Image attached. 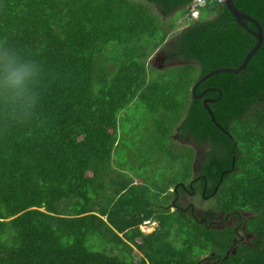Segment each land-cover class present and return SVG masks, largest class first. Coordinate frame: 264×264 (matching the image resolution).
Wrapping results in <instances>:
<instances>
[{
    "label": "trees",
    "instance_id": "obj_1",
    "mask_svg": "<svg viewBox=\"0 0 264 264\" xmlns=\"http://www.w3.org/2000/svg\"><path fill=\"white\" fill-rule=\"evenodd\" d=\"M191 1L0 0V43L42 68L30 116L0 108V264H264V0H233L263 29L246 67L212 74L195 89H220L203 95L220 96L207 102L215 121L192 85L215 68L238 67L256 40L236 22L219 26L231 15L225 3H208V17L188 20ZM179 10L185 26L170 50L193 63L170 66L160 81L147 61L175 27L165 16ZM216 30L227 43L215 44ZM193 67L199 73L190 78ZM135 97L180 113V135L205 147L210 209L250 211L249 242L233 241L232 225L158 208L161 192L132 180L108 187L117 114ZM144 220L157 221L153 231L141 230ZM96 241L107 253L92 249Z\"/></svg>",
    "mask_w": 264,
    "mask_h": 264
},
{
    "label": "rangeland",
    "instance_id": "obj_2",
    "mask_svg": "<svg viewBox=\"0 0 264 264\" xmlns=\"http://www.w3.org/2000/svg\"><path fill=\"white\" fill-rule=\"evenodd\" d=\"M160 14L162 13L160 12ZM181 14L182 11L179 10L166 15L167 17L165 16L168 22H175V27L166 29L168 31L167 42L159 47L161 49L155 50L147 61L148 66L150 65L149 67L156 69L153 72L149 70V74L151 72L153 77L158 76L157 78L160 81L167 77L170 66L193 63L191 60L179 59L167 64L158 59V53L162 49L168 50L169 44L176 39L179 31L185 26L182 23L183 17ZM199 15L208 17V12L203 13L202 8H200ZM160 36L162 34L158 35V37ZM109 54L113 55L114 52ZM198 73V69L196 70L193 67L189 77L195 78ZM167 110L161 104L155 103L151 105L148 101L135 97L117 114V140L111 154L108 169L110 175H107L110 182L107 185L111 189L113 185L132 180L133 183L131 185L136 189L145 186L149 189L150 194L161 192V196L158 199L159 203L156 206L172 211L169 206H163L169 202L174 186L187 181L190 176L189 163H192L195 157L197 158L196 154L202 150V147L199 145L195 147L193 140L187 134L185 136L180 135L176 123L180 113L172 114V112ZM186 146L196 148L192 153L193 158H190L188 154L189 148ZM170 183L172 186L163 192ZM105 191H107V188H105ZM165 194L166 197H164ZM123 195L127 202L131 201L132 194L130 192H125ZM192 201L200 213L210 209L209 200L194 198ZM152 221L147 225H140L141 230L146 233L153 231L157 221ZM173 240L175 241V238ZM136 241L138 242L139 238ZM176 243L179 244V241L177 240ZM91 247L93 250L106 252L103 251L105 247L102 242L96 241ZM132 248L131 255L136 260L141 255V252L133 244ZM206 255L201 254L200 257Z\"/></svg>",
    "mask_w": 264,
    "mask_h": 264
},
{
    "label": "flooded vegetation",
    "instance_id": "obj_3",
    "mask_svg": "<svg viewBox=\"0 0 264 264\" xmlns=\"http://www.w3.org/2000/svg\"><path fill=\"white\" fill-rule=\"evenodd\" d=\"M212 16L213 14L210 15V17ZM231 21L236 22L232 15L228 16V18L223 21L225 24H221L219 26L223 27L224 29H226L227 27H231L229 25ZM247 22L249 21H246V24ZM248 27L255 30V28H252L250 26ZM248 32L252 34L250 31ZM201 39L209 40L207 36H201ZM227 41H228V38L221 36V34H218V31L216 30V35L214 39L215 44L221 45V44L227 43ZM166 42H167V39L165 40V43ZM158 59L167 64L175 60H179L178 56H176L173 53V51L170 50V45H169L168 50L162 49L161 52L158 53ZM194 144H195L194 145L195 147L197 145L201 146L202 150L198 154H196L197 158L195 157L193 162L191 163L192 164L191 165V168H192L191 175L188 178V180L183 183V186L178 185L176 188L172 189V196L169 202H167L163 207L169 206L172 209V211L180 210L184 212L185 214L190 215L194 219L204 224L209 223L213 227H216V228H224L227 225H232L236 233L235 237L233 238V241L241 240V241L249 242V240L253 237V235L248 230H246V227L244 225L245 220L243 217L246 215H249L250 211L242 210L240 214L230 213L227 215L219 211L215 212V211H212L211 209H207V210H204V212L200 213L199 209L194 205V202L192 201V199L196 198V199H202V200H209L211 196L210 193L207 192L206 190L207 182L205 179V174L201 172V169L204 166L203 157L205 155V147L203 144H197L196 142H194ZM192 149L195 150L196 148L192 147ZM200 180L204 182V186L202 190H200V185H201L199 182Z\"/></svg>",
    "mask_w": 264,
    "mask_h": 264
},
{
    "label": "clouds",
    "instance_id": "obj_4",
    "mask_svg": "<svg viewBox=\"0 0 264 264\" xmlns=\"http://www.w3.org/2000/svg\"><path fill=\"white\" fill-rule=\"evenodd\" d=\"M41 73L35 60L24 57L6 41L0 43V108L30 116L39 101L36 85Z\"/></svg>",
    "mask_w": 264,
    "mask_h": 264
},
{
    "label": "water",
    "instance_id": "obj_5",
    "mask_svg": "<svg viewBox=\"0 0 264 264\" xmlns=\"http://www.w3.org/2000/svg\"><path fill=\"white\" fill-rule=\"evenodd\" d=\"M225 6H226L227 10L230 12V14L233 16V18L236 21V23H238L240 26H242L246 30L250 31L253 34V36H254L256 41L252 45V47L247 51V53L244 56V59L242 60L241 64L238 67H235V68H232V67L215 68V69L207 72L206 74H204L202 77H200L191 87V94L195 98H201L204 95V93L206 91H208L209 89H217L216 87H209V88L201 91L200 93H196L195 89H196L197 85L200 82H202L204 79H206L210 75L215 74L217 72L238 73L239 71L243 70L246 67L248 61L257 52V50L260 48V46H261V44L263 42V29H262L259 21L255 17H253V16H251V15H249V14H247V13L241 11V10H239L236 7V5L234 4L233 0H225ZM246 21H249V22L253 23L254 26H255V30L249 28L248 25L246 24ZM217 90L220 91V89H217ZM219 98H220V96L215 98V99L209 98V97H204L203 98V105H204L205 109L209 112L212 121H215L214 120V116H213L212 110L208 106L207 102L208 101H210V102L216 101ZM217 125L220 126L218 123H217ZM233 159H234V156L232 157V160ZM226 171H230V170L223 171L220 176H222L223 173L226 172ZM178 185L183 186V183L176 184L174 186V188H176ZM232 253H234V249L232 250Z\"/></svg>",
    "mask_w": 264,
    "mask_h": 264
},
{
    "label": "built area",
    "instance_id": "obj_6",
    "mask_svg": "<svg viewBox=\"0 0 264 264\" xmlns=\"http://www.w3.org/2000/svg\"><path fill=\"white\" fill-rule=\"evenodd\" d=\"M210 2L214 3H224L225 0H192L188 9V12L186 13V18L188 20H197L199 18V9L203 8L205 5H207ZM143 225H147L146 223Z\"/></svg>",
    "mask_w": 264,
    "mask_h": 264
},
{
    "label": "crops",
    "instance_id": "obj_7",
    "mask_svg": "<svg viewBox=\"0 0 264 264\" xmlns=\"http://www.w3.org/2000/svg\"><path fill=\"white\" fill-rule=\"evenodd\" d=\"M167 39H168V38H167ZM150 221H152V220H144L143 223H142L141 225H143V224H145V223L148 224ZM152 222H153V221H152Z\"/></svg>",
    "mask_w": 264,
    "mask_h": 264
}]
</instances>
